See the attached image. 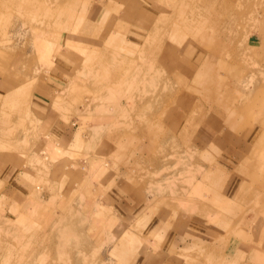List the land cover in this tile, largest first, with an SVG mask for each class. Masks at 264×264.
Instances as JSON below:
<instances>
[{
	"label": "rangeland",
	"instance_id": "obj_1",
	"mask_svg": "<svg viewBox=\"0 0 264 264\" xmlns=\"http://www.w3.org/2000/svg\"><path fill=\"white\" fill-rule=\"evenodd\" d=\"M102 1L0 0V62L20 59L25 83L23 97L0 100V153L24 155L22 190L0 199V264H264V0H159L138 41L120 35L104 45ZM71 47L82 55L76 64ZM188 52L219 58L217 99L200 98L202 90L178 78V58ZM40 91L59 126L92 125L83 151L102 158L83 185L73 174L83 158L66 164L63 155L38 154L39 117L17 113ZM221 164L231 166L232 189L243 197L220 202L224 216L207 217L197 240L174 226L180 201H216L201 181L216 179L205 170ZM118 172L138 195L121 208L149 214L145 233L152 221L167 223L156 244L145 245L129 230L136 220H120L90 191L92 177ZM28 184L35 192L24 200ZM2 185L0 178V197Z\"/></svg>",
	"mask_w": 264,
	"mask_h": 264
},
{
	"label": "crops",
	"instance_id": "obj_2",
	"mask_svg": "<svg viewBox=\"0 0 264 264\" xmlns=\"http://www.w3.org/2000/svg\"><path fill=\"white\" fill-rule=\"evenodd\" d=\"M135 1L137 3L139 2L138 5H136ZM114 2L115 0H112V2L108 0H103L102 2H100L101 5H99L100 11L97 14L98 18H96L97 21L96 23L97 26H99L103 31H105L104 33L105 37L103 36L104 41H102V45H104V43L107 42V40L110 38H120V35L123 36L125 35L124 39H126L128 42L138 41L136 36L138 35L137 31L145 32L144 29L146 30V28H148L146 26L147 20L150 18L152 19L153 16L157 14V11H155L156 8L154 3H158L159 0H120V1H116L115 3ZM115 14H119V15L114 16ZM98 48H100V46H98ZM71 52H73V59L71 57ZM76 52H78L77 47L68 48V58H70L74 62V64H76L77 60H80L82 58V55L80 54L74 56ZM212 54L214 53L211 52L209 54L201 53V55L198 56L197 55L191 56L188 52L183 54V56L180 55L178 59H180L181 61L180 63L178 62V66L176 69V74L178 75V78H181L183 80V83L186 85L187 90L192 88L202 90L203 92L199 94V97L200 98L205 97L207 99L212 98L211 101L218 98L217 90L220 92L219 85L217 84L216 87L214 85L215 82L214 70H217V68L219 67L218 63L220 60L219 58H217V56H214L213 58H209V56ZM60 58L61 56L58 59ZM5 61L7 63L0 62V100L4 101V106H7L12 104L11 102L17 101L16 97L22 96V94L24 93L22 90L24 88L25 83H24L23 74L22 72H20L21 70L18 69L23 62L20 59L14 61L13 60L12 61L5 60ZM50 64L53 63H49L47 65ZM69 72L71 73V76H69V82H70V80L74 79L75 77L72 70L71 71L69 70ZM19 77L20 79L23 80L21 85L17 84V80ZM48 84H50V81L48 82ZM42 94L43 91H40L41 96L39 95L38 97L35 96V98L34 97L32 98L33 99L32 107L28 105L26 110L23 109L22 111H20L19 109L17 113H21L23 111H29L34 116L39 117L38 122L41 125L40 129L42 130L43 134L41 136V139L39 137V143L37 148L38 151H36L38 154H43L46 151H48L55 155L57 154L63 155L64 156L63 162L64 161L65 163L67 162L66 164H68L67 159H71L72 155L74 160L77 159L78 156L83 158L82 160L79 159L77 160L80 163L83 162V164L85 165L80 166V171L73 170V174L75 175L74 182L79 185H83L88 181L89 172H87V169H90L91 167L93 168V166L98 163L97 159L102 158L100 156H93L90 154L85 155L83 151L84 147L86 146V141L88 140L87 133L90 132L89 131L90 129L92 130L91 128L92 125H88L86 123L79 124L78 120L76 119L75 121L71 122V125L68 126L66 125V127L64 125L59 126L58 125L59 122L54 117V114L52 115L51 113L52 111L50 109V103L47 102V100L50 101V99L49 98L47 99V96ZM29 99L30 98L26 96V100L29 101ZM233 112L235 111L233 110ZM3 114H7V113L4 112ZM23 158H24L23 154L20 156L7 151L0 153V178L6 181V185H2L3 189L1 192L3 193L0 197V199L3 201L5 199L6 201H8L12 197L11 192H18L17 189H20L18 187V183H20V181L19 179L17 181L16 174L18 175L22 174V169L19 168V164H20L19 160H23ZM222 166L224 168H222ZM230 168L231 166L229 164H223V165L221 164V167L219 166V168H217L216 166L213 167L211 166L210 168H207L205 170L206 171L205 175L208 174H210L211 176L214 175L212 176L213 178L216 176V179L212 181L207 180L205 177L203 178L204 181L203 180L201 181V183H205L208 186H210L209 189L210 191H213L212 196H216L214 197L216 201H212L211 203H209V205L205 203V205L197 207V204L195 205L191 203L192 201L181 199L180 206L184 208V210L182 211L183 213L180 212L182 214L180 218L177 221H175L174 226L176 228L178 227V229L189 235L195 233L194 234L195 236L192 235L193 237H195V239L197 240L201 239L202 241H204L203 236L206 237L207 234L206 224H208V220L206 218L207 217L212 218L214 215L212 219L215 220L216 217H220V215L224 216L225 214L224 211L225 207L223 205H219V203L220 202L223 203V200H226L225 198H227L228 201L231 202V200L235 198L239 199L243 197V195H240L241 193H239V191L235 192L234 189H232L235 179L229 180L232 170L231 172L226 171L227 169L230 170ZM104 177L105 175L102 174H98L97 178L95 177V179L94 177H92L90 181L91 184L93 183V186H90V191L91 192L96 191L98 194H100V196H102L103 202H105L106 204V207H110V209L112 208L115 209L118 212V214H122L121 215L122 217L125 216L123 218L121 217L120 220L121 219L128 220L129 218H131L134 221L136 220L135 223L132 224V227L129 228V230L130 231L132 230L140 238L141 235L145 236L146 237V239H144L145 245L146 242H148L150 245L153 243L156 244V240H157L156 238L161 235L160 233L162 231V227L167 223H164L163 221H162L163 223H157L156 221H152V223L154 222L155 223L152 224V226H150V228L147 230V233H145L144 231L145 218L149 214L145 212H141V213H136L137 216H132L129 215L128 211L130 210L132 212L135 210V208L129 207V210L127 209V211L121 208V206L125 204L131 206L133 204L131 200L134 199L138 200L137 192L135 191V194L132 193L133 192L131 191L132 185L129 182H127V180L124 178L125 177L124 174L120 172H118V174L116 173V175H113V173H109L106 178ZM15 182L17 183L15 184ZM222 188L225 189L223 190ZM24 190H25L24 192H28V196L22 198L24 200L27 199V197L29 198L33 196L32 194L33 192H35L34 188L29 186V184L27 186H24ZM233 195H235V197H231ZM220 196H225V197L224 198L222 197L221 199ZM134 205H136V203ZM200 208H204L206 213L198 212ZM128 215L130 216L129 218L127 217ZM153 216H155V214ZM167 216L168 215H166V217ZM199 217L204 218L207 221L199 220ZM167 220L170 221L169 218ZM224 223L225 220L219 221L220 225L221 224L224 225ZM202 228H204L206 231L202 232L201 231ZM135 230H137L138 232H136ZM184 237L186 238L184 239V241L187 243L186 244L187 246H189V244L191 245L190 242H192V240L194 241V239L189 238V236H184ZM147 248L148 245L145 249L147 250Z\"/></svg>",
	"mask_w": 264,
	"mask_h": 264
}]
</instances>
